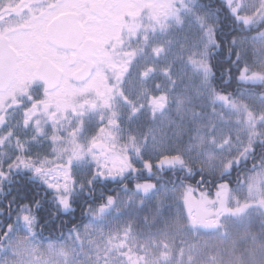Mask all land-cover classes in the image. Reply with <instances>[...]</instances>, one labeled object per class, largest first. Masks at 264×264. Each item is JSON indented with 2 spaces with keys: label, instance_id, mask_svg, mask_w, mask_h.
Here are the masks:
<instances>
[{
  "label": "snow or ice",
  "instance_id": "obj_1",
  "mask_svg": "<svg viewBox=\"0 0 264 264\" xmlns=\"http://www.w3.org/2000/svg\"><path fill=\"white\" fill-rule=\"evenodd\" d=\"M0 264H264V0H0Z\"/></svg>",
  "mask_w": 264,
  "mask_h": 264
},
{
  "label": "trees",
  "instance_id": "obj_2",
  "mask_svg": "<svg viewBox=\"0 0 264 264\" xmlns=\"http://www.w3.org/2000/svg\"><path fill=\"white\" fill-rule=\"evenodd\" d=\"M110 187H115V185H110ZM215 191V189H213V192ZM63 219L65 221H68V220H72V219H75L76 221H79L82 219V210L81 208H77L75 213L72 215V216H65L63 217ZM57 223L59 224L60 221H57ZM85 223H87V221L85 220ZM70 226V225H68ZM60 235V232L59 231H56V232H52L50 233L49 231H44L43 232V241H48L49 239H55L56 237H58ZM39 239V237H38Z\"/></svg>",
  "mask_w": 264,
  "mask_h": 264
},
{
  "label": "rangeland",
  "instance_id": "obj_3",
  "mask_svg": "<svg viewBox=\"0 0 264 264\" xmlns=\"http://www.w3.org/2000/svg\"><path fill=\"white\" fill-rule=\"evenodd\" d=\"M197 195H198V193H197ZM42 242H45L46 243L47 241H42Z\"/></svg>",
  "mask_w": 264,
  "mask_h": 264
}]
</instances>
